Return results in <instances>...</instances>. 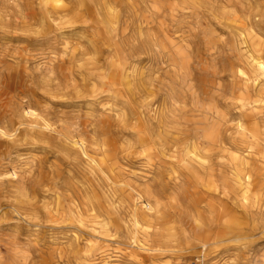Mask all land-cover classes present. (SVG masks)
<instances>
[{"label":"rangeland","instance_id":"rangeland-1","mask_svg":"<svg viewBox=\"0 0 264 264\" xmlns=\"http://www.w3.org/2000/svg\"><path fill=\"white\" fill-rule=\"evenodd\" d=\"M258 58L264 0H0V264H264Z\"/></svg>","mask_w":264,"mask_h":264},{"label":"bare ground","instance_id":"bare-ground-1","mask_svg":"<svg viewBox=\"0 0 264 264\" xmlns=\"http://www.w3.org/2000/svg\"><path fill=\"white\" fill-rule=\"evenodd\" d=\"M108 9V8H107ZM109 10V9H108ZM112 14V13H111ZM234 27V26H233ZM245 36V35H244ZM247 40V39H246ZM249 43V42H248ZM247 43V44H248ZM250 46V45H249ZM248 46V47H249ZM254 66H255V68L258 70V71H260L261 73H262V75H263V77H264V61L263 60H261V58H258V59H255V61H254ZM250 70V69H249ZM250 72H251V70H250ZM254 72V71H253ZM254 76V75H253ZM253 76H251L252 78H253ZM250 77V76H249ZM254 79V78H253ZM257 79H258V77H257ZM256 79V80H257ZM260 80H261V78H260ZM252 81V80H251ZM262 81V80H261ZM260 81V82H261ZM252 83H253V81H252ZM262 83V82H261ZM247 84V83H246ZM264 84V83H263ZM27 116H32V117H34V118H40V116L39 115H37L36 114V112H34V111H32V110H30L27 114H26ZM25 115V116H26ZM42 118V117H41ZM40 118V119H41ZM43 119V118H42ZM44 121V120H43ZM44 123V122H43ZM50 123H48V122H46L45 121V126H44V128H43V126L42 125H36V127L37 128H39V129H42V130H46V129H48V130H50V131H52V132H57L56 130H54V129H52V124H50ZM26 125V124H25ZM32 126H34V125H32ZM58 126H60V125H58ZM26 127H28V126H26ZM61 127H63V126H61ZM29 129H33V128H29ZM217 130H218V128H216ZM58 130V129H57ZM216 130V131H217ZM46 132V131H45ZM215 132V131H214ZM31 133H32V131H31ZM58 133V132H57ZM40 134V133H39ZM58 134H60L61 136H63L64 138H65V140L66 141H68L70 144H71V146L72 147H74V148H77V149H80L81 151H82V153L88 158V160L89 161H91V164L95 167V168H98V169H100V171L101 172H104V166H106V160H103V161H101L100 163H98V159H96V158H94L93 156H91L90 154H89V152H88V147H87V145H86V142L85 141H83V140H76V139H73V138H69V137H67V136H65V135H63V134H61V133H58ZM57 136V135H56ZM215 136V137H214ZM58 137V136H57ZM216 138V135H213L212 137H211V142L212 143H216V142H218V140H216L215 139ZM59 139H61V138H59ZM80 139V138H79ZM220 141V140H219ZM210 144V143H209ZM90 147V146H89ZM207 148H208V146H207ZM93 149V148H92ZM96 149V148H95ZM98 149V148H97ZM74 150V149H73ZM211 150V149H210ZM224 150V149H223ZM94 151V150H93ZM77 152V151H76ZM194 154V152H192V155ZM202 155V154H201ZM202 157V156H201ZM211 158V157H210ZM219 158H221V157H219ZM198 159H200V158H198ZM191 160V159H190ZM201 160V159H200ZM202 161V160H201ZM110 162H111V160H110ZM195 162V161H194ZM194 162H192V163H194ZM205 162V161H204ZM111 164H112V162H111ZM199 164V163H198ZM91 165V166H92ZM110 165V164H109ZM188 165V164H187ZM200 166V165H199ZM109 167V166H108ZM92 168V167H91ZM191 168V167H190ZM205 168V167H204ZM107 169V168H106ZM192 169V168H191ZM209 168H207V170H208ZM211 169V168H210ZM108 170V169H107ZM232 171V170H231ZM236 171V170H235ZM111 172H113V171H111ZM223 172V171H222ZM231 173V172H230ZM214 174H215V172H214ZM223 174V173H222ZM234 174V173H233ZM235 175V174H234ZM239 175V174H238ZM237 175V181L241 184V179H240V176H238ZM210 176V175H209ZM232 176V175H231ZM236 176V175H235ZM230 178V177H229ZM233 178V177H232ZM113 179V178H112ZM110 180V179H109ZM217 180H218V178H217ZM234 180V179H233ZM110 181H112V180H110ZM235 181V180H234ZM112 183V182H111ZM121 183V182H120ZM235 183H237V182H235ZM230 184H231V182H230ZM112 185H114L113 183H112ZM120 185V184H119ZM123 185V184H122ZM242 186H243V183L241 184ZM114 187H116V186H114ZM119 187V186H118ZM117 187V188H118ZM116 189V188H115ZM119 189V188H118ZM120 191V190H119ZM135 192V191H134ZM139 192V191H138ZM223 192H224V190H223ZM133 193V192H132ZM136 193V192H135ZM133 195V194H132ZM125 196H127V195H125ZM142 195H138V198H137V204H136V202H135V204H136V208H134V212H133V217H134V221H132V222H134V224H136V225H138L139 223H140V221H139V212H140V210H142L141 208H140V206H141V204H142V206H145V208L146 209H149V210H151V207L149 206V204H144L143 205V202H142V200H141V197ZM134 198V197H133ZM125 200V199H124ZM127 200V199H126ZM131 200V199H130ZM141 200V201H140ZM118 201H119V199H118ZM129 201V200H128ZM133 202V201H132ZM119 203H120V201H119ZM132 206V205H131ZM132 208V207H131ZM213 208V206L211 207V209ZM146 211V210H145ZM148 211V210H147ZM146 213V212H145ZM220 213L221 214H219L220 215V221H222L221 222V227H222V229H220L221 230V232H222V236H217V237H213L212 238V236L211 237H209L208 236V238L207 239H209V241H213L212 243L213 244H218V243H224V242H227L228 240H230V237H229V235H230V233H231V221L228 219V216H227V210L223 207L222 208V210L220 211ZM141 221H142V219H140ZM218 224V223H217ZM139 226V225H138ZM219 226V225H218ZM225 234V235H224ZM235 240V239H234ZM206 243L208 244V243H211V242H208V241H206Z\"/></svg>","mask_w":264,"mask_h":264}]
</instances>
